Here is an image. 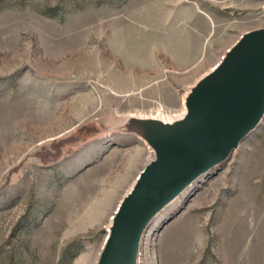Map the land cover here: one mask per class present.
I'll return each instance as SVG.
<instances>
[{"label":"rangeland","instance_id":"1","mask_svg":"<svg viewBox=\"0 0 264 264\" xmlns=\"http://www.w3.org/2000/svg\"><path fill=\"white\" fill-rule=\"evenodd\" d=\"M259 25L264 0H0V264H95L153 155L125 125L176 116ZM136 264H264V113L153 216Z\"/></svg>","mask_w":264,"mask_h":264},{"label":"water","instance_id":"2","mask_svg":"<svg viewBox=\"0 0 264 264\" xmlns=\"http://www.w3.org/2000/svg\"><path fill=\"white\" fill-rule=\"evenodd\" d=\"M185 113L165 121L134 116L125 130L153 155L117 202L95 264H136L153 216L193 179L226 159L264 113V25L242 30L184 96Z\"/></svg>","mask_w":264,"mask_h":264},{"label":"bare ground","instance_id":"3","mask_svg":"<svg viewBox=\"0 0 264 264\" xmlns=\"http://www.w3.org/2000/svg\"><path fill=\"white\" fill-rule=\"evenodd\" d=\"M184 113H185V104L183 103L182 111H179V113L176 116L168 115L162 107H158L156 109V111L154 113H152V114H147V115L140 114V116H154V117H158V118H160L162 120H165V121H173V120L181 117Z\"/></svg>","mask_w":264,"mask_h":264},{"label":"crops","instance_id":"4","mask_svg":"<svg viewBox=\"0 0 264 264\" xmlns=\"http://www.w3.org/2000/svg\"><path fill=\"white\" fill-rule=\"evenodd\" d=\"M205 19V18H204Z\"/></svg>","mask_w":264,"mask_h":264}]
</instances>
